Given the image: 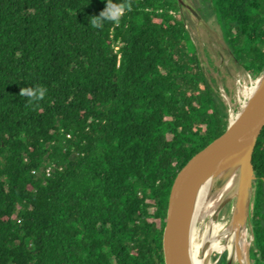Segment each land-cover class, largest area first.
Here are the masks:
<instances>
[{
  "label": "trees",
  "instance_id": "1",
  "mask_svg": "<svg viewBox=\"0 0 264 264\" xmlns=\"http://www.w3.org/2000/svg\"><path fill=\"white\" fill-rule=\"evenodd\" d=\"M129 2L93 28L107 0H0V264H163L189 31L177 0Z\"/></svg>",
  "mask_w": 264,
  "mask_h": 264
},
{
  "label": "water",
  "instance_id": "2",
  "mask_svg": "<svg viewBox=\"0 0 264 264\" xmlns=\"http://www.w3.org/2000/svg\"><path fill=\"white\" fill-rule=\"evenodd\" d=\"M190 12V5L177 0ZM163 264H189V155L176 169L168 188L160 230Z\"/></svg>",
  "mask_w": 264,
  "mask_h": 264
},
{
  "label": "clouds",
  "instance_id": "3",
  "mask_svg": "<svg viewBox=\"0 0 264 264\" xmlns=\"http://www.w3.org/2000/svg\"><path fill=\"white\" fill-rule=\"evenodd\" d=\"M131 10V3L129 0H124L122 3H113V0H107L106 7L97 16L90 17V25L93 28H100L103 26L105 20L118 23L125 11ZM47 89L41 85L33 87L21 88L19 95L27 97L29 103L32 101L43 99Z\"/></svg>",
  "mask_w": 264,
  "mask_h": 264
},
{
  "label": "rangeland",
  "instance_id": "4",
  "mask_svg": "<svg viewBox=\"0 0 264 264\" xmlns=\"http://www.w3.org/2000/svg\"><path fill=\"white\" fill-rule=\"evenodd\" d=\"M184 3H187V0ZM182 6L183 5H180V10H179V12H176V14H178V15L180 14L181 16H183V18L185 19V26H186L187 30L190 32V15L185 13V11L182 9ZM113 46L115 48V44Z\"/></svg>",
  "mask_w": 264,
  "mask_h": 264
},
{
  "label": "built area",
  "instance_id": "5",
  "mask_svg": "<svg viewBox=\"0 0 264 264\" xmlns=\"http://www.w3.org/2000/svg\"><path fill=\"white\" fill-rule=\"evenodd\" d=\"M63 142H64L63 144H65V143H66L64 140H63ZM47 171H48V168L46 169V172H47Z\"/></svg>",
  "mask_w": 264,
  "mask_h": 264
},
{
  "label": "bare ground",
  "instance_id": "6",
  "mask_svg": "<svg viewBox=\"0 0 264 264\" xmlns=\"http://www.w3.org/2000/svg\"><path fill=\"white\" fill-rule=\"evenodd\" d=\"M115 48H116V46H115Z\"/></svg>",
  "mask_w": 264,
  "mask_h": 264
},
{
  "label": "flooded vegetation",
  "instance_id": "7",
  "mask_svg": "<svg viewBox=\"0 0 264 264\" xmlns=\"http://www.w3.org/2000/svg\"><path fill=\"white\" fill-rule=\"evenodd\" d=\"M183 7V6H182ZM179 12V11H178Z\"/></svg>",
  "mask_w": 264,
  "mask_h": 264
}]
</instances>
